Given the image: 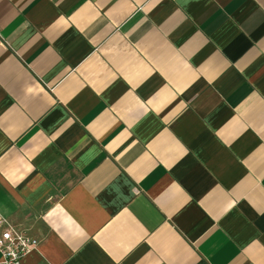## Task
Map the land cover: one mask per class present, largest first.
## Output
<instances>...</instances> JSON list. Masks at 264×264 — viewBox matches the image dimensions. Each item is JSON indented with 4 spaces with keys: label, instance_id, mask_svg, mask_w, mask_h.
<instances>
[{
    "label": "crops",
    "instance_id": "obj_1",
    "mask_svg": "<svg viewBox=\"0 0 264 264\" xmlns=\"http://www.w3.org/2000/svg\"><path fill=\"white\" fill-rule=\"evenodd\" d=\"M0 219L21 264H264V0H0Z\"/></svg>",
    "mask_w": 264,
    "mask_h": 264
},
{
    "label": "built area",
    "instance_id": "obj_2",
    "mask_svg": "<svg viewBox=\"0 0 264 264\" xmlns=\"http://www.w3.org/2000/svg\"><path fill=\"white\" fill-rule=\"evenodd\" d=\"M0 253L2 264H21L22 261L35 249L39 242L29 237L25 232L14 229L6 220L0 219Z\"/></svg>",
    "mask_w": 264,
    "mask_h": 264
}]
</instances>
